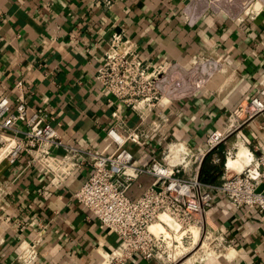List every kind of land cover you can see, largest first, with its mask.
Returning a JSON list of instances; mask_svg holds the SVG:
<instances>
[{"label":"crops","instance_id":"1","mask_svg":"<svg viewBox=\"0 0 264 264\" xmlns=\"http://www.w3.org/2000/svg\"><path fill=\"white\" fill-rule=\"evenodd\" d=\"M235 2L225 7L215 0H0V97L16 96L21 81L27 113L43 115L64 142L79 149L113 153L111 129L144 134L140 147L124 145L141 166L159 160L168 143L204 148L207 136L227 130L239 113L235 128L214 150L225 154L244 145L256 155L264 148V112L249 118L244 109L264 82V10L254 13ZM115 35L132 42L151 65L188 68L192 57L206 60L202 83L188 81L191 91L163 96L159 106L139 116L96 80ZM193 84L199 89L193 91ZM28 161L0 162V264H104V256L105 264H155L139 255L115 259L116 236L76 202L74 193L91 175L90 166L59 185ZM152 181L140 176L128 196H139ZM202 218L224 242V254L233 256L201 264H264V215L256 209H235L219 199ZM22 243L36 249L27 263L18 257Z\"/></svg>","mask_w":264,"mask_h":264},{"label":"built area","instance_id":"2","mask_svg":"<svg viewBox=\"0 0 264 264\" xmlns=\"http://www.w3.org/2000/svg\"><path fill=\"white\" fill-rule=\"evenodd\" d=\"M192 65L206 68L207 61L192 57ZM192 70H185L175 62L151 65L139 54L129 40L123 41L113 36L103 55V61L96 71V80L105 93L110 94L121 104L128 106L139 116L147 115L159 106L163 96L177 97L178 92L188 93L192 85L188 83ZM16 96L0 97V162L9 164L27 157L29 165L44 170L56 184H61L76 170L88 165L92 168L89 178L74 193L79 205L87 208L109 233L116 236L119 247L112 253L115 259L139 255L155 264L171 262L177 245L164 235H173L191 223L202 225V216L219 200H226L235 209L257 210L264 215V148L254 155L249 165L229 177H222L215 185L198 181L200 165L207 153L222 144L235 128L239 113H234L228 129L209 134L204 148L193 149L183 143H168L159 160L154 159L148 166L136 164L132 154L124 148L126 142L143 145L146 136L137 131L121 134L114 129L107 131L109 145L113 153L105 150L94 152L79 149L64 142L57 130L44 116L27 113L23 96L24 84L15 85ZM242 110L240 109L239 112ZM264 112V82L256 89L244 109L246 117L252 118ZM23 125L25 129L19 127ZM264 136V120L259 126ZM182 145L179 160L170 158V147ZM61 151V154L54 153ZM164 151V152H165ZM232 152L225 153L224 166ZM194 166V168H193ZM225 170L227 171L226 167ZM182 174L183 176H179ZM142 175L153 181L142 193L131 198L128 190ZM263 186L261 191H257ZM199 215V219H197ZM166 216L173 227L165 223ZM158 222L163 232L156 235L150 231ZM177 227V230L173 228ZM19 258L27 263L34 259V245L22 243Z\"/></svg>","mask_w":264,"mask_h":264},{"label":"rangeland","instance_id":"3","mask_svg":"<svg viewBox=\"0 0 264 264\" xmlns=\"http://www.w3.org/2000/svg\"><path fill=\"white\" fill-rule=\"evenodd\" d=\"M224 1L225 7L231 6V4H235V0H215V2H218L219 4ZM241 3L245 5V8H248V11L256 12V10L263 9L264 10V0H240ZM223 4V3H222ZM221 5V4H220ZM224 5V4H223ZM228 5V6H227ZM248 6V7H247ZM245 9V10H246ZM190 66L188 68H184L185 70H192V74L189 77V80L196 81L198 83V87L200 86V83H202V76L205 74L204 70H202V66L197 64V65H192L189 63ZM187 67V66H186ZM195 82V83H196ZM194 83V84H195ZM193 84V91L199 89L196 87V85ZM192 88V86H190ZM239 146V145H238ZM241 146V145H240ZM239 146V147H240ZM244 146V145H243ZM221 150V149H220ZM235 152L233 151V158L235 156ZM165 154L167 153L166 151L164 152ZM250 154V152H249ZM253 158V157H252ZM251 158V160H252ZM226 162L225 160V154H224V163ZM216 163V162H215ZM194 168V166H193ZM223 173H225V177H229L230 175H233L235 171H226L225 166L223 165L222 167ZM179 176H183L180 174ZM197 219L200 220L199 215L196 217ZM201 222V220H200ZM158 222L154 223V225L150 228V231L154 233L155 235L159 232H163L162 229L158 226ZM172 224V223H171ZM169 225V224H168ZM157 226V230H154L153 227ZM177 227L173 228V230H177ZM164 235L174 242H168V244H172L171 250H173V246L177 245V248L173 250L176 255L174 256V259L171 260V262H164V264H185V261L189 259L190 257L194 256L196 253V257H194L195 261L190 263V264H201L204 261H208L210 259H214L213 257L217 254L224 253V248L225 244L222 240L218 239L217 236L213 234V232L205 226L204 222H202V225L200 224H195L191 223L187 227L181 228L178 232L177 235H173L169 232L164 231ZM195 235L197 236L195 238ZM202 247V248H201ZM207 247V249L205 248ZM203 250V251H201ZM205 252V253H204ZM203 253V254H201ZM211 253V254H210ZM206 254H209V259L204 260V261H199V257L203 256L205 257ZM213 254V255H212ZM200 255V256H199ZM165 261L164 259L158 260V262Z\"/></svg>","mask_w":264,"mask_h":264},{"label":"bare ground","instance_id":"4","mask_svg":"<svg viewBox=\"0 0 264 264\" xmlns=\"http://www.w3.org/2000/svg\"><path fill=\"white\" fill-rule=\"evenodd\" d=\"M238 148L239 149H237V151L235 152L234 158H231V159L227 160V163H226L225 167H226V169L228 171H235L236 170V172H239L242 168H244L245 166L249 165V163L251 162V156H250L249 151L247 150V148L244 147V146H240ZM181 150H182V145H180V144L179 145H172L170 147V150H169L170 158L172 160L173 159L174 160H177V159L179 160L180 159L179 155H180V151ZM161 219L165 223H167V224H169L170 226L173 227V224H171V221L166 216H161ZM158 226L160 227V229L163 230V228L159 224H158ZM153 228H154V230L158 231L157 226L156 227L154 226ZM196 237L197 236L195 235V238ZM205 249H207V247ZM201 251H203V250H201ZM201 254H203V253H201ZM232 256H233V253L231 251H229V252H227L225 254L224 253L223 254L222 253L217 254L213 258L214 259H221L222 258V259H225V260H230L232 258ZM194 257H196V253H195L194 256H192L189 259H187L185 261V264H190V263L194 262L195 259H196V258L194 259ZM199 258L200 259L198 260V262L207 260V259H209V254H206L205 257H203V256L201 257L200 256ZM106 259H107V256H104V258H103V263L104 264L106 263Z\"/></svg>","mask_w":264,"mask_h":264},{"label":"trees","instance_id":"5","mask_svg":"<svg viewBox=\"0 0 264 264\" xmlns=\"http://www.w3.org/2000/svg\"><path fill=\"white\" fill-rule=\"evenodd\" d=\"M216 162V163H215ZM224 154L222 150H212L204 157L198 173V181L215 185L223 174Z\"/></svg>","mask_w":264,"mask_h":264},{"label":"water","instance_id":"6","mask_svg":"<svg viewBox=\"0 0 264 264\" xmlns=\"http://www.w3.org/2000/svg\"><path fill=\"white\" fill-rule=\"evenodd\" d=\"M263 189V186H260L257 191H261Z\"/></svg>","mask_w":264,"mask_h":264}]
</instances>
